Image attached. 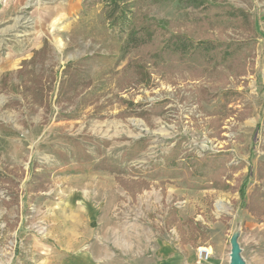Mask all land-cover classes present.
<instances>
[{
  "label": "rangeland",
  "instance_id": "1",
  "mask_svg": "<svg viewBox=\"0 0 264 264\" xmlns=\"http://www.w3.org/2000/svg\"><path fill=\"white\" fill-rule=\"evenodd\" d=\"M112 2L0 0V264L63 239L75 201L186 264H230L237 231L264 264V0Z\"/></svg>",
  "mask_w": 264,
  "mask_h": 264
},
{
  "label": "crops",
  "instance_id": "2",
  "mask_svg": "<svg viewBox=\"0 0 264 264\" xmlns=\"http://www.w3.org/2000/svg\"><path fill=\"white\" fill-rule=\"evenodd\" d=\"M16 57L19 63L24 56ZM102 194L93 197L101 199ZM102 203L86 201L82 206L75 201L67 208L65 237L49 243L33 237V254L24 264H186L179 253L172 252L167 240H154L152 227L113 219L111 207ZM210 260L206 262L217 264L219 258Z\"/></svg>",
  "mask_w": 264,
  "mask_h": 264
},
{
  "label": "trees",
  "instance_id": "3",
  "mask_svg": "<svg viewBox=\"0 0 264 264\" xmlns=\"http://www.w3.org/2000/svg\"><path fill=\"white\" fill-rule=\"evenodd\" d=\"M123 1H126V0H123ZM119 3H120V0H113L112 5H110V7H109L110 9H109V11L107 13V17L109 19H113V20L117 19V20H119L121 22V21H123V15L125 16V14H126L125 10H126L127 5L120 6ZM44 47L45 46H42V48L37 49L34 52V56L39 55L40 53H42L43 50H44ZM24 63H26V61H24ZM67 69H70V67L68 66ZM73 74H74L73 77H75V73H73ZM77 81L78 80H76V78H74L73 80H70V82H71L70 85L77 84L78 83Z\"/></svg>",
  "mask_w": 264,
  "mask_h": 264
},
{
  "label": "water",
  "instance_id": "4",
  "mask_svg": "<svg viewBox=\"0 0 264 264\" xmlns=\"http://www.w3.org/2000/svg\"><path fill=\"white\" fill-rule=\"evenodd\" d=\"M238 238L239 232L237 231L231 239L230 264H247L242 256V248Z\"/></svg>",
  "mask_w": 264,
  "mask_h": 264
},
{
  "label": "built area",
  "instance_id": "5",
  "mask_svg": "<svg viewBox=\"0 0 264 264\" xmlns=\"http://www.w3.org/2000/svg\"><path fill=\"white\" fill-rule=\"evenodd\" d=\"M211 251L207 247H201L198 251V257L201 262H206L211 257Z\"/></svg>",
  "mask_w": 264,
  "mask_h": 264
}]
</instances>
